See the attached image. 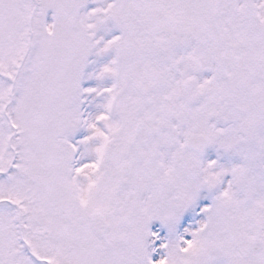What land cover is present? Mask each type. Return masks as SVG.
I'll use <instances>...</instances> for the list:
<instances>
[{
	"label": "snow or ice",
	"instance_id": "obj_1",
	"mask_svg": "<svg viewBox=\"0 0 264 264\" xmlns=\"http://www.w3.org/2000/svg\"><path fill=\"white\" fill-rule=\"evenodd\" d=\"M0 264H264V0H0Z\"/></svg>",
	"mask_w": 264,
	"mask_h": 264
}]
</instances>
